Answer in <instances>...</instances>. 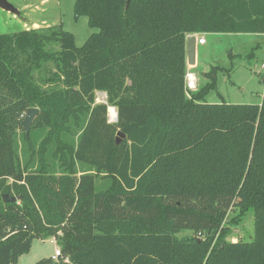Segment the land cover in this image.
Segmentation results:
<instances>
[{"label":"trees","instance_id":"obj_1","mask_svg":"<svg viewBox=\"0 0 264 264\" xmlns=\"http://www.w3.org/2000/svg\"><path fill=\"white\" fill-rule=\"evenodd\" d=\"M74 14L95 31L81 47L62 24L0 35V264L37 239L60 256L36 264H264V94L209 104L186 81L187 37L264 36V0H76ZM249 211L252 241H228Z\"/></svg>","mask_w":264,"mask_h":264},{"label":"rangeland","instance_id":"obj_2","mask_svg":"<svg viewBox=\"0 0 264 264\" xmlns=\"http://www.w3.org/2000/svg\"><path fill=\"white\" fill-rule=\"evenodd\" d=\"M76 0H9L19 11L15 16L0 8V35L15 34L26 29H38L63 25L66 31L74 34L76 45L83 46L95 32L88 25V19L75 18ZM204 38V45L196 48V64L187 67L198 80V90L207 88L203 102L209 104L258 105L264 94V36L255 34H199ZM213 67L218 70L213 79L206 76ZM196 91V90H194ZM187 92L190 97L191 92ZM106 95L98 93L97 101L104 103ZM110 123L115 120L110 116ZM117 112V111H116ZM235 211L229 213L230 221ZM228 241L250 242L254 238V213L249 211L240 224L228 226ZM192 236L190 231L178 237ZM59 246L55 240H34L29 253L19 258L18 264H36L42 259L55 257Z\"/></svg>","mask_w":264,"mask_h":264},{"label":"water","instance_id":"obj_3","mask_svg":"<svg viewBox=\"0 0 264 264\" xmlns=\"http://www.w3.org/2000/svg\"><path fill=\"white\" fill-rule=\"evenodd\" d=\"M0 8L8 13L15 16H19V11L9 2V0H0ZM196 48H197V37L195 35H189L186 39V55H187V65L196 64ZM40 110L38 108H29L26 112L25 118L22 122V126L28 136L30 129L36 117L38 116ZM115 122H117V117ZM125 134L122 132L117 133L116 142L119 144L123 139H125ZM3 201L6 203H16L21 198L16 196H11L9 194L3 195Z\"/></svg>","mask_w":264,"mask_h":264},{"label":"built area","instance_id":"obj_4","mask_svg":"<svg viewBox=\"0 0 264 264\" xmlns=\"http://www.w3.org/2000/svg\"><path fill=\"white\" fill-rule=\"evenodd\" d=\"M197 43L202 44V45L205 44L204 38L198 39ZM263 67H264V65H263ZM186 81H187V88L189 89V91H194L196 89V78H195L194 74L188 73ZM59 256H60V249H57L55 252L54 259H56Z\"/></svg>","mask_w":264,"mask_h":264},{"label":"bare ground","instance_id":"obj_5","mask_svg":"<svg viewBox=\"0 0 264 264\" xmlns=\"http://www.w3.org/2000/svg\"><path fill=\"white\" fill-rule=\"evenodd\" d=\"M109 110H110V114H111L110 116L113 118V120H115L117 117L116 109L113 107H110Z\"/></svg>","mask_w":264,"mask_h":264},{"label":"crops","instance_id":"obj_6","mask_svg":"<svg viewBox=\"0 0 264 264\" xmlns=\"http://www.w3.org/2000/svg\"><path fill=\"white\" fill-rule=\"evenodd\" d=\"M196 37H197V40H198V35L199 34H194ZM206 44V43H205ZM197 45H198V43H197ZM204 45V44H203ZM191 74H193L192 72H190ZM195 76V75H194ZM195 78H196V76H195ZM198 86V80H197V78H196V89L195 90H197V87Z\"/></svg>","mask_w":264,"mask_h":264}]
</instances>
